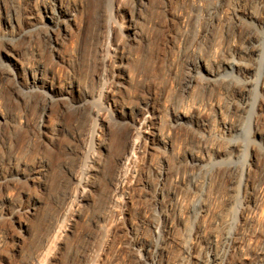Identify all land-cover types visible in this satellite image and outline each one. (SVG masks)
<instances>
[{
  "label": "rangeland",
  "instance_id": "obj_1",
  "mask_svg": "<svg viewBox=\"0 0 264 264\" xmlns=\"http://www.w3.org/2000/svg\"><path fill=\"white\" fill-rule=\"evenodd\" d=\"M40 2L1 0L0 46L10 43L24 66L41 65L62 87L90 90L89 105L97 112L77 118L54 105L43 119V101H28L14 79L5 75L7 66L0 65V112L7 119L0 121V171L5 176L0 182V264H143L138 256L145 242L157 264H193L191 254L217 252V264L258 263L264 253L260 151L249 179L262 202L246 222L241 217L240 170L248 162L250 143L259 142L252 134L254 125L264 132V114L257 107L264 93L252 88L242 105L238 82L222 78L210 90L198 82L187 92H182V84L189 74L188 63L196 57L211 68L222 60L243 61L258 82L264 57L250 59L244 52L252 42L264 53V0H224L218 20L209 18L214 5L207 0H165L154 13L156 23L144 56L138 55L137 42L126 41L134 0H100L104 22L97 57L104 63L97 77L85 83L80 76L79 26L91 0H61L74 9L77 23L59 45L63 61L38 37L43 29ZM150 7H140L141 16L134 22L137 30L145 27ZM245 9L258 14L261 23L234 17L235 11ZM32 11L39 16L29 19ZM7 16L12 28L7 27ZM0 58L8 62L3 55ZM121 73L130 76L127 88L116 85ZM138 86L144 88L139 99L144 94L142 100H154L169 147L157 144L149 151L139 138L140 146L133 154L125 152L110 190L103 193L100 189L108 176L100 144L112 147L117 140L112 110L118 106L124 113L128 91ZM172 109H183L198 123L172 124ZM42 119L45 143L38 135ZM222 119L233 122L236 132L224 131ZM140 130L136 121L131 136L138 137ZM195 159L201 160L199 166ZM157 194L160 203H155Z\"/></svg>",
  "mask_w": 264,
  "mask_h": 264
},
{
  "label": "bare ground",
  "instance_id": "obj_2",
  "mask_svg": "<svg viewBox=\"0 0 264 264\" xmlns=\"http://www.w3.org/2000/svg\"><path fill=\"white\" fill-rule=\"evenodd\" d=\"M207 1H209L210 4L212 2L214 5L212 10L208 12L210 16L209 18H212V20L213 19L218 20L220 17V11L221 8L223 7L224 0H207ZM163 2H165V0H134L132 4V9L131 12L129 13L130 23L126 27V41L129 43L132 42L138 43L137 45L139 48L138 49L139 56H144L147 45L152 36V30L156 23L155 21L156 16L154 15V13L159 11L161 7L160 3ZM1 4L2 3L0 0V8H1ZM147 4L151 6L150 7L151 10L149 12L148 17L146 18L145 27L142 30H137V28L134 26V22L137 21L141 16L140 7L146 6ZM39 6H40L41 16H39L38 11H34V12L32 11L30 12L28 17L29 19L35 18V16L37 15L40 17V23H41L40 25L41 27H43V29L40 30V34L38 35V37L42 38L43 40H45V42H47L49 49L55 53L57 60L63 61L62 60L63 57H61L58 48L62 39L69 36L72 30L76 28L77 23H76L75 11L74 9L69 8V6L67 7L66 5L62 4L61 0H41ZM89 7L90 9L87 12V15L83 18V20L81 21V25L79 26L83 35V43L80 48L81 49L80 59L83 67L80 76L83 82L86 80H93L95 77H97V75L99 74V69L100 67L103 66L104 63V60L101 57L100 58L97 57L98 52L102 48V42L101 40H99V37L102 36L103 22H104V18L101 16V12H100V0H91V5ZM233 14L235 18H239V19L243 18L246 22L248 21L249 23L252 24L258 25L261 23L260 16L248 9L240 10V13H237V11H235ZM7 17H8L6 23L7 27L12 28L13 27L12 18L9 16ZM0 18H1V14H0ZM106 22L108 26L109 20H107ZM34 27L37 26L34 25L26 30H22L21 33L30 31ZM17 37L18 35L11 36L7 39L15 40ZM182 41H183V36L181 35L180 43H183ZM1 46H0V55H3L8 61V62H3L2 60H0V65L2 64L3 66H7L6 68L7 72L5 75H10L14 79L16 85L22 89L23 91L22 94L25 93L24 95L25 98L28 97L27 98L28 101H33L37 103L39 102V100L43 101V109L45 110L43 112V119H45L46 116H48L46 115V113L54 105L57 106V110L59 112L61 113L70 112L73 113L77 118L78 116L81 117L86 116L87 113L90 114L93 112H97L96 108L94 109V107H91V105H89L88 98L91 96L90 90H87L86 88L80 89L79 87H71V86L67 88L62 87L61 85L53 82L51 78L47 76L46 74L47 71L41 65L36 68H30L29 66H24L17 58L16 54L14 53L13 49L10 46V43L5 45L2 44ZM180 46H182V44ZM246 49L247 50L244 53L248 58L253 59L255 57L256 59L257 58L263 59L264 57L263 50L262 49L257 50V48L254 49V45L252 42H249V46ZM242 62L243 61L238 62L237 60H235V58L234 59L232 58V59L222 60L220 63H218L216 67L211 68L207 66L205 61H203L200 57H196L188 63L187 68L189 69V74L182 84V92H187L189 89L194 87L198 82H200L199 84H202L204 89L210 90L212 86L214 87V85L216 83H219L222 78H225L227 80L225 81L228 83L238 82L241 84L240 85L241 89H239L240 91L238 95H239L240 103L244 105L248 102V97H249L248 94L252 88L254 89L257 88L258 90H260L261 93H264V64L261 68V73L258 75V79H257L258 82L256 80L257 83H254L251 77L253 75L252 73L254 70ZM120 66H122V62H120ZM201 70H204L203 74L201 73ZM254 73H257V71ZM139 74L137 76H139ZM137 76L135 75V78ZM238 76L240 78H237ZM128 77L130 76L125 73H121L120 75H118V83L116 85L127 88L126 86L130 85L129 84L130 81ZM20 88L17 90L19 91ZM134 88L128 91L127 99L126 100L124 99L123 106L125 112L121 113V111H119L118 106H114L112 110V116L117 128V133H116L117 140H115L114 143H112V147H109L106 143L100 144L103 149V163H104L103 170L104 173L107 174L108 176V179L104 182V184L101 186L100 189L103 193H106L110 190L113 175L117 170L120 162L125 157L126 151H130V154H133L134 150H137L138 147L140 146L141 141H144V143L148 146L149 151L153 150V148L157 144H160L164 147H169V141L167 135H165L164 131H162L159 128L160 125L159 121L161 117L157 109V106L155 107L153 103L154 100L151 101L149 100L150 98L149 99L145 98V100H142L144 94L142 96L140 95L142 98L139 99L138 94L143 92L142 90H144V88L142 87L143 88L142 90L140 89L141 86L138 89H134ZM19 92L21 93V91ZM111 94H114L113 90L111 91ZM257 107L259 113L263 115L264 101H261ZM170 112H171V116H170L171 121L172 124L174 125L181 124L188 120L194 123H198L197 119L188 117V115H186L183 109H176V110L172 109ZM43 119L40 121L38 126L39 127L38 135L41 137L42 142L44 141L45 143L47 128L45 126L46 124L43 122ZM0 121L1 123H5L7 121L6 117L3 116L1 112H0ZM136 121H138L139 127L141 128V130L139 131L141 134H139L138 137L136 136L133 138L131 136V130ZM220 123L224 131L226 132H233V131L236 132L237 130L235 124H233V122L229 123V121H227L226 119H222ZM252 134L255 138H258L260 143L258 141H253L250 143L248 162L246 163V165L242 166L240 170L241 181L243 184L242 196L244 198L242 213L241 212L240 213L242 214L241 217L244 221L253 218V216L257 212L262 202V197H256L254 193L256 187L250 182L249 175L252 166L260 161L259 155L262 156L260 170L262 173H264V132L261 130L259 125L255 124L252 129ZM139 138L141 139V141H139ZM259 151L260 154L258 155ZM193 161H194L193 163L198 166L201 162L200 159H195ZM163 175H164V170L160 169L159 176L161 177ZM4 177H5L4 174L0 171V182L4 179ZM155 203H160L158 194L156 195ZM31 208L33 209L32 206L30 207V209ZM252 233L254 232L252 231ZM237 242L235 240V244ZM140 246H142L140 247L141 249L143 248V254L139 255L138 254L139 252L136 251V253L138 252L137 254L139 255V256L136 255L138 256V259H141L145 264H157L155 260L158 259H156L155 257L156 255H154V253L153 254L151 253L152 251H150L149 245L146 244L145 242V244ZM183 249L186 252V248L184 247ZM190 253L188 254L190 255ZM217 253H211L210 255L200 256V257L195 256L196 254L195 255L191 254L190 257L193 264H217L219 263L218 262L219 256L217 255ZM256 264H264V253H262V259Z\"/></svg>",
  "mask_w": 264,
  "mask_h": 264
}]
</instances>
